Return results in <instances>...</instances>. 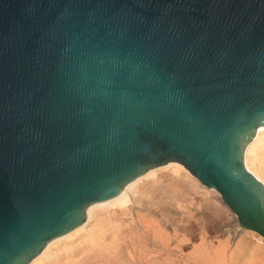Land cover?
<instances>
[{"label": "water", "instance_id": "water-1", "mask_svg": "<svg viewBox=\"0 0 264 264\" xmlns=\"http://www.w3.org/2000/svg\"><path fill=\"white\" fill-rule=\"evenodd\" d=\"M263 126L264 0H0V264L170 162L264 238Z\"/></svg>", "mask_w": 264, "mask_h": 264}, {"label": "rangeland", "instance_id": "rangeland-1", "mask_svg": "<svg viewBox=\"0 0 264 264\" xmlns=\"http://www.w3.org/2000/svg\"><path fill=\"white\" fill-rule=\"evenodd\" d=\"M187 171L188 173L184 170H162L154 179L141 183L132 195L133 202L125 208L99 212L103 232L99 233L101 238L96 244H90L84 237L76 238L67 244L68 250L61 247L52 259L43 264H192L198 257V264H264L263 238L258 240L257 233L243 229L237 216L225 205L222 197L210 194L209 190L189 170ZM167 195L169 198H165ZM138 201L142 203L139 204ZM214 201L220 202L219 205L227 210L225 216L223 215L226 218H223L221 223L213 213V207L216 205ZM157 203L173 206L175 213L184 214L185 218L192 219L193 223V218L200 214L202 218L212 220L211 223L214 224L208 225L207 230L210 234L203 236L197 228L195 238H185L184 242V234L175 233L169 221L164 220L169 223L164 229L153 214L150 215L141 209V206ZM138 204L141 205L140 208ZM213 219L216 221L213 222ZM213 227L218 230H214L215 234ZM112 228H115V231Z\"/></svg>", "mask_w": 264, "mask_h": 264}, {"label": "bare ground", "instance_id": "bare-ground-1", "mask_svg": "<svg viewBox=\"0 0 264 264\" xmlns=\"http://www.w3.org/2000/svg\"><path fill=\"white\" fill-rule=\"evenodd\" d=\"M244 163H245V167L246 169L255 177L257 178V180H259L263 185H264V126L260 127L257 132H256V136L255 138L252 140V142L247 146L246 150H245V157H244ZM162 170H171L174 172H179L181 170H184L186 173H188V171L179 163L176 162H170L166 165H162L156 168H152L150 170H148L144 175L140 176L139 178H137L136 180L130 182L129 184H127L123 190L121 191V193L108 201L102 202V203H98L95 204L91 207L88 208L87 210V215H86V219L85 221L76 229H74L73 231H71L70 233L66 234L65 236H62L58 239H55L54 241L50 242L45 249L41 252V254L36 257L30 264H43L46 261H49L50 259L53 258L54 254L56 253V251L58 249H60L61 247H65L66 250H68V248L66 247L67 244L71 241H74L76 238L79 237H84L86 241H88L90 244H96L97 240H99L101 237L99 235V233H102L103 231V223L102 221H100V215L99 212L101 211H111L114 209H123L125 208L127 205H129L130 203L133 202L132 200V195L133 193L137 190V187L148 180L154 179L155 177H157L158 173ZM193 176H191L192 178ZM194 178V177H193ZM197 182V181H196ZM160 184V183H159ZM200 185V184H199ZM162 186V185H161ZM160 186V187H161ZM197 187V186H196ZM200 187H203L202 185H200ZM198 186V188H200ZM205 188V187H204ZM166 189V187H165ZM162 189V190H165ZM202 189V188H201ZM207 190H209L210 194H216L218 195L219 198H221V195H219V193H217L215 190H210L208 188H206ZM145 190V189H144ZM159 190V189H158ZM171 192V191H169ZM147 193V192H145ZM168 196V195H167ZM217 197V198H218ZM165 198H169L165 197ZM212 198V197H211ZM214 198V197H213ZM148 200V199H147ZM173 200V199H171ZM149 201V200H148ZM135 202V201H134ZM139 202V201H138ZM142 203V201H140ZM139 202V204H140ZM167 202V201H166ZM173 202V201H172ZM215 202V206L213 207V213L214 215L219 219V223H221V221L223 222V220L226 218H224V213L227 212V210H225L224 207L220 206V202L217 203V201ZM177 203V202H176ZM138 204V205H139ZM172 205V203H171ZM178 205V204H177ZM135 206V205H133ZM141 205H139L138 207L140 208ZM182 206V205H181ZM173 206H168V205H162L160 203H157L155 205H146V206H141V209L143 210V212H147L150 215L153 214V216L156 217L158 224L162 227V228H166V224L169 221V223L171 224V227L173 228V231L175 233H179L182 232L183 235V240L184 242L186 241V239L191 240L194 237V234L197 233V228L200 231L201 235H205V234H210L208 230V225H212L214 223H211V221H208L207 219L202 218L201 214L198 215V217H194L193 219H195V223H193L192 219L188 220L185 218V215L182 213H175L174 210L172 209ZM129 209V208H128ZM127 209V210H128ZM133 209V208H132ZM126 210V209H125ZM115 211V210H114ZM119 211V210H118ZM124 211V210H123ZM130 211V210H129ZM113 212V211H112ZM125 212V211H124ZM138 212V211H137ZM141 212V211H140ZM179 212V211H178ZM112 215L114 216V214L112 213ZM111 215V216H112ZM224 215V216H223ZM159 216V217H158ZM215 217V219H216ZM224 218V219H223ZM167 220V222H165L164 220ZM216 219V220H218ZM216 220L213 219V222H215ZM227 221V220H226ZM226 221H224L226 223ZM218 222V221H217ZM216 222V223H217ZM228 222V221H227ZM168 223V224H169ZM218 223V224H219ZM117 224V223H116ZM167 224V225H168ZM224 224V223H223ZM210 225V226H211ZM217 225V224H215ZM225 225V224H224ZM224 225L222 227H224ZM209 226V227H210ZM214 226V225H213ZM221 225H218V227ZM226 226V225H225ZM217 227V226H216ZM217 227V228H218ZM113 229V228H112ZM115 229V228H114ZM113 229V231H115ZM118 229V228H117ZM210 229V228H209ZM226 229V228H224ZM211 230V229H210ZM213 234H215L216 231H218L216 228L214 229L213 227ZM215 230V232H214ZM117 231V230H116ZM172 232V231H171ZM221 232V231H220ZM106 233V232H105ZM212 233V232H211ZM108 235V234H107ZM114 235V234H113ZM117 235V234H116ZM256 235V234H255ZM118 236V235H117ZM257 236V235H256ZM164 237V236H163ZM113 238V237H112ZM117 238V237H116ZM132 238V237H131ZM186 238V239H185ZM195 238V237H194ZM258 240H261L262 237L260 235L257 236ZM104 240V239H103ZM116 240V239H114ZM113 240V242H114ZM169 240V239H168ZM187 240V241H188ZM193 240V239H192ZM197 240V239H196ZM204 240V239H203ZM209 240V239H206ZM213 241V240H212ZM105 242V241H104ZM116 242V241H115ZM193 242V241H192ZM214 242V241H213ZM257 242V241H256ZM263 242H264V238H263ZM110 244V243H109ZM114 244V243H113ZM199 244V243H198ZM212 245V244H211ZM222 245V244H221ZM220 245V246H221ZM224 245V244H223ZM161 246V245H160ZM200 246V245H199ZM207 246V245H206ZM110 247V246H109ZM135 247V246H133ZM159 247V246H158ZM163 247V246H162ZM193 247V245H192ZM198 247V246H197ZM222 247V246H221ZM216 248V247H215ZM72 249V248H71ZM106 249H108L106 247ZM138 249V248H137ZM165 249V248H164ZM168 249V248H166ZM165 249V250H166ZM217 249V248H216ZM264 249V248H263ZM185 250V249H184ZM171 251V250H169ZM165 252V251H164ZM168 252V251H167ZM166 252V253H167ZM173 252V251H172ZM176 252V251H175ZM169 253V252H168ZM221 253V252H220ZM79 254V252H78ZM77 254V255H78ZM206 254V253H205ZM195 255V254H194ZM203 256V255H201ZM215 257V256H214ZM199 258V257H198ZM198 258H195L192 264H198ZM209 258V256H208ZM167 259V258H166ZM130 261V260H129ZM164 261V260H163ZM189 262V261H188ZM192 262V261H190ZM201 262V261H200Z\"/></svg>", "mask_w": 264, "mask_h": 264}]
</instances>
